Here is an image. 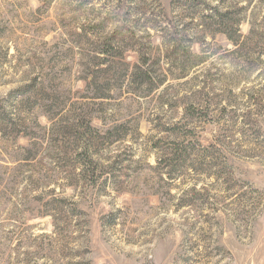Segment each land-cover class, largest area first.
<instances>
[{"label":"rangeland","instance_id":"1","mask_svg":"<svg viewBox=\"0 0 264 264\" xmlns=\"http://www.w3.org/2000/svg\"><path fill=\"white\" fill-rule=\"evenodd\" d=\"M0 264H264V0H0Z\"/></svg>","mask_w":264,"mask_h":264},{"label":"trees","instance_id":"2","mask_svg":"<svg viewBox=\"0 0 264 264\" xmlns=\"http://www.w3.org/2000/svg\"><path fill=\"white\" fill-rule=\"evenodd\" d=\"M237 43V42H236Z\"/></svg>","mask_w":264,"mask_h":264}]
</instances>
